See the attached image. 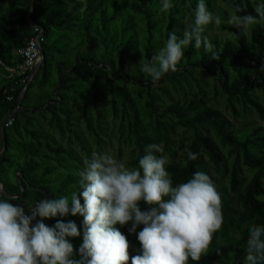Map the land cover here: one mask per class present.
<instances>
[{
  "label": "trees",
  "instance_id": "1",
  "mask_svg": "<svg viewBox=\"0 0 264 264\" xmlns=\"http://www.w3.org/2000/svg\"><path fill=\"white\" fill-rule=\"evenodd\" d=\"M194 1L191 0V2ZM214 1L206 0L209 10ZM219 1L230 12L235 7H241L243 11L238 14H255L254 0ZM32 2L33 0H0V126L4 125L9 116L12 115L13 118L12 127L3 128L2 137L0 130V150L2 149L1 138L5 141V148L0 154V184L3 186L5 198H10V202L29 204L41 198L55 199L56 196L62 195H67L70 198L72 192L79 191L78 177L71 174L59 175L58 167L48 161L50 160L48 153L61 154L65 152L64 149L53 147L47 134H40L32 129L27 130V127L33 126L32 115L49 113L51 122L59 131H63L61 118L64 117L66 119L65 127L70 133H73L72 128L75 127L77 117L73 111L66 108L65 100L67 94L73 92L84 103L87 100L83 94L84 85H92L95 82L104 84L112 96L110 109L113 116L118 115L119 104L122 107L123 116H132L131 130L134 135L137 156L130 164L132 167L138 165V160L144 154L145 147L152 144V141L141 133L135 101L125 88L118 86L113 80L123 76L124 70L131 67L139 68L138 64L142 60L137 52V41L132 21L127 17L121 18V13L127 8L129 12L145 22L147 38L142 46L145 49L144 59L149 60L153 51V30L158 23L156 17L161 9L160 0H132L129 3L120 0L100 7L98 17L93 18V27L95 32L103 38L102 43L105 49L97 58L91 53L82 52L81 54L78 43L74 44L72 50L71 46L60 41L64 34L59 33L70 30L79 17L82 16L86 20L91 16L96 8V4L92 3V0H85V2L81 0H35L33 8ZM5 5L6 10L3 11ZM181 13L182 9L179 5L175 4L170 9L166 39L170 32H174ZM228 16V13L224 11L220 17L227 22ZM193 21L194 16L192 17ZM32 25L39 26L44 30L45 43L42 50L45 58L34 77L35 79L41 76L42 83L38 88V93L35 94L38 103H35V100L32 104H28L33 79L24 94L19 110L16 111L17 100L22 89H16L14 94L11 93L10 90L15 88L17 79L10 78L6 68H15L21 62L16 51L31 38ZM118 26L121 39L114 43L119 55V62L116 64L113 59L106 57L108 48L105 42L108 29L112 28L116 32ZM219 28L232 32L233 35L230 36L234 40L217 41L215 39L212 42L215 46L213 51L219 52V60L212 59L203 50L197 51L189 46L178 70L167 73L159 82H163L167 78L175 79L177 75H181V71L206 70L218 82L234 114L236 111L232 107V102L235 98H239L244 104L254 109L261 119H264V107L252 97L254 91H260L264 100V70H261L264 67V27L255 26L247 37L238 36L237 30L228 23H222ZM55 31H57L58 38L55 37L53 43L50 44L47 40L55 35ZM116 34L117 32L114 36ZM249 42L256 50V60L252 67L246 68L241 65V61L247 54V43ZM55 53L72 54V59L61 60L62 62L58 63L59 66L55 67L56 73L52 74L49 69L50 61L47 57L49 55L53 60ZM51 76L53 80L49 81ZM130 79L146 90L149 97L146 108L158 123L167 116H173L182 127L192 132V140L187 153L189 151L198 153V159L190 161L186 155L182 164L167 163L166 168L174 183L186 182L196 171L206 172L221 194L223 220L233 229L240 230L235 242L224 245H218L217 233H214L209 253L202 256L199 262L189 260V264H244L248 228L253 224L264 225V134H261L262 129L235 132L229 127L225 117L213 109H204L190 115V112L194 111V107L189 104L174 103L158 106L152 91L159 82L153 84L147 79ZM53 82L55 85L49 87ZM47 85L50 89L46 87ZM8 95L13 96L12 102L6 100ZM117 99L120 100L119 104ZM28 106L32 107L31 112L27 110ZM96 118L102 119L100 111L96 112ZM84 121L87 129L91 131L92 122L86 113ZM19 126L28 133L30 139L24 143L15 144L12 143L11 137L18 133ZM7 130L11 131L10 134L7 133ZM219 145L229 147L234 153L229 184L231 192L237 194L238 209L230 204L226 196L222 195L219 181L208 172L207 162L217 172L226 164ZM241 167L253 171L252 176L243 184ZM81 203L83 204L82 198ZM141 207L142 210L148 208L147 205ZM235 218L237 219L235 220ZM65 219L66 221H75L80 232L83 233V217L69 215ZM45 221L52 226L56 223V219H46ZM118 228L126 236L125 229ZM70 240L74 245L76 257L79 258L78 249L82 241L80 238H70ZM129 244V264H131V257L136 253L130 242ZM217 250L219 254H217Z\"/></svg>",
  "mask_w": 264,
  "mask_h": 264
},
{
  "label": "clouds",
  "instance_id": "2",
  "mask_svg": "<svg viewBox=\"0 0 264 264\" xmlns=\"http://www.w3.org/2000/svg\"><path fill=\"white\" fill-rule=\"evenodd\" d=\"M187 2L191 8V0ZM254 3L255 14H238L243 9L235 7L228 16L227 23L238 36H249L255 26L264 27V0ZM160 4L166 12L173 0H160ZM192 15L194 21L182 35L170 32L163 47L138 64L150 83L177 71L189 46L219 60L205 29L220 26L222 18L209 10L206 0H197ZM161 151L156 143L147 145L138 165L131 168L108 152L93 153L79 171V191L70 198L12 203L0 186V264H129L130 244L117 225H130L129 234H136L141 245L131 264L199 262L223 224L221 194L204 171L174 183L167 159L157 155ZM187 158L195 161L198 153L189 151ZM69 215L83 217L79 258L70 238H78L81 232L75 221H66ZM46 219L56 223L50 227ZM244 264H264V225L248 228Z\"/></svg>",
  "mask_w": 264,
  "mask_h": 264
},
{
  "label": "rangeland",
  "instance_id": "3",
  "mask_svg": "<svg viewBox=\"0 0 264 264\" xmlns=\"http://www.w3.org/2000/svg\"><path fill=\"white\" fill-rule=\"evenodd\" d=\"M81 1L85 2V0ZM112 1L120 0H92V3L96 4V8L91 16L86 18V20L81 16L70 30L66 32L60 31L59 33L61 35L64 34V36H61L60 41L66 43L67 46H71V49H74V44L78 43L80 45L78 49L81 54L82 52L91 53L99 58V55L104 52L105 48L102 43L103 38L94 30L93 18L98 17V9L100 7L109 4ZM125 1L129 3L132 0ZM196 3L197 0L191 2L190 8L187 0H173V6L176 4L182 9V13L179 15V21L174 30L176 34L182 35L183 30L188 29L192 22V17L194 16L192 15V10L195 8ZM5 10L6 5L3 8V11ZM210 11H213L214 14L219 16L223 15L224 11H226L228 15L231 14V12L226 10L219 0L214 1ZM169 12L170 10L165 12L160 9L159 14L156 17L158 23L153 30L152 56L159 48L163 47L167 40L166 27ZM122 17H127L132 21V28L135 32L137 41V52L140 59L144 58L145 49L142 45L145 44L147 38L145 22L137 15L129 12L127 8L121 13V18ZM222 23L227 22L222 20ZM119 30L120 28L118 26L116 31L117 34L114 36L116 32L112 28H109L105 42L108 48L106 57L113 59L116 64L119 62V55L114 43L119 42L121 39ZM56 32L57 31H55V35H52L53 37L51 36L47 42L49 41L50 44L53 43L55 40L54 38L58 36ZM205 35L208 36L211 43L215 39H217V41H234L231 38L232 36H230L233 35L232 32L220 30L219 26L215 25L207 26L205 29ZM62 43H60V46H62ZM247 45V54L241 61V65L250 68L254 65L256 60V50L250 42L247 43ZM53 57L55 58L53 60L49 55L47 57L48 61H50L49 69L52 74L56 73L55 67L59 66L58 63L62 62L61 60L64 59H72V54L55 53L53 54ZM130 78L145 80H150V78L146 74L141 73L140 67H131L123 71V76L113 79L118 86L125 88L135 101L136 109L139 114V126L142 135L151 139L152 143L161 146L162 151L157 153V155L165 157L168 163L173 162L176 164H182L186 158L188 146L192 140V132L182 127L173 116H167L166 118L161 119L158 123L146 108V102L149 100L146 90L139 84L134 83ZM41 80V76L34 79L28 96V104H32L35 100V103H38L35 94L38 93V88L42 83ZM52 80L51 76L49 81ZM54 85L55 83L53 82L49 87H53ZM46 87L50 89L48 85ZM47 88L46 90H48ZM83 91V94L87 97V100L84 103L81 98L76 96L73 92L68 93L65 100L66 108L73 111L74 115L77 117L75 127L72 128V130H74L73 133H70L67 130V127H65L66 119L64 117L61 118L63 131H59L51 122V115L49 113L32 115L31 123L33 126H28L27 130L32 129L40 134H47L53 147L64 149L65 152L61 154H47L50 157V160H48L49 163L58 167L59 175L71 174L72 176L79 178V171L84 167L85 162L93 153L99 152H108L118 160L123 159L126 165L131 168L132 166L130 163L135 160L137 156V151L135 150L134 145V135L131 130L132 116H123L119 99H117L119 113L116 117L113 116L110 109L112 96L109 89L104 84L95 82L92 85H84ZM152 94L156 97V105L158 106L174 103L189 104L194 107V111H191L190 115L195 112H201L204 109L217 110L225 117L226 121L229 123V127L235 132L259 128L262 129L261 134H264V119H261L254 109L244 104L239 98H235L232 102V107L236 111V114H234L232 108H230L227 97L220 88L218 82H216L213 75L206 70L192 69L189 71H181V75H177V78H167L163 82H159L158 86L153 89ZM252 97L264 107V100L260 91H254ZM31 109L32 107L28 106L27 110L31 112ZM97 111H100L102 114L101 120L96 118ZM85 113L92 122L91 131L86 127L84 121ZM1 128L2 126H0V130ZM7 131V133L10 134L11 131ZM27 134L28 133L19 126L18 133L11 137L13 140L12 143L20 144L29 140L30 137ZM1 141L3 144V138H1ZM219 150L226 159V164L217 172L209 162H207L208 172L215 176L219 181L222 195L226 196L230 204L238 209L236 203L237 194L231 192L229 184L230 169L231 163L234 160V153L229 147H221L220 145ZM240 170L243 184L252 176L253 171H249L245 167H241ZM0 186L2 185L0 184ZM236 219L237 218H235V220ZM44 223L50 227L52 226L45 220ZM117 227L121 226L117 225ZM128 227H130V225L121 228L125 229L126 238L131 243L134 252L136 253V250H138L141 245L139 244L136 234H129ZM140 230H142V226L137 229V232ZM239 232V229H233L223 220L221 228L216 232L218 245L235 242L238 238ZM78 238L83 241V233H81Z\"/></svg>",
  "mask_w": 264,
  "mask_h": 264
},
{
  "label": "built area",
  "instance_id": "4",
  "mask_svg": "<svg viewBox=\"0 0 264 264\" xmlns=\"http://www.w3.org/2000/svg\"><path fill=\"white\" fill-rule=\"evenodd\" d=\"M32 36L25 42V45L16 51V55L21 59V62L15 68H6L10 78L17 79L15 82V88L11 89V93L14 94L16 89L21 88L22 91L18 97L17 103L22 102L24 94L33 81L36 73V67L42 61L41 51L42 46L45 43L44 30L36 25L32 26ZM6 100L8 102L13 101V96L8 95ZM20 104H16V111L19 110ZM13 125L12 115L4 122L3 128H10Z\"/></svg>",
  "mask_w": 264,
  "mask_h": 264
},
{
  "label": "water",
  "instance_id": "5",
  "mask_svg": "<svg viewBox=\"0 0 264 264\" xmlns=\"http://www.w3.org/2000/svg\"><path fill=\"white\" fill-rule=\"evenodd\" d=\"M34 2H35V0H33V2H32V8H33V6H34ZM33 26V25H32ZM41 56H42V61L44 60V58H45V54H44V52H43V50L41 51ZM42 61L38 64V66L36 67V70H38L39 68H40V66H41V64H42ZM17 104H20V102H18ZM9 119V117L6 119V120H8ZM5 120V121H6ZM1 133H2V135H3V126H2V128H1ZM4 148H5V141H4V139H3V144H2V149L0 150V154L2 153V151L4 150Z\"/></svg>",
  "mask_w": 264,
  "mask_h": 264
}]
</instances>
